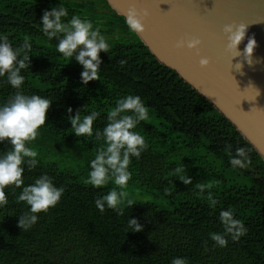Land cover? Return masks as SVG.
Returning a JSON list of instances; mask_svg holds the SVG:
<instances>
[{
    "label": "trees",
    "instance_id": "1",
    "mask_svg": "<svg viewBox=\"0 0 264 264\" xmlns=\"http://www.w3.org/2000/svg\"><path fill=\"white\" fill-rule=\"evenodd\" d=\"M59 6L68 10L63 20L72 15L91 20L111 45L108 53H99V79L83 84V66L57 52L56 38L43 35L41 17ZM0 34L21 49L18 59L29 38L22 90L51 101L39 135L27 144L39 153L38 164L31 170L24 166L21 187H5L0 264H171L176 257L188 264H264V159L208 100L157 61L106 0H0ZM14 92L0 77V103ZM128 94L142 98L150 118L137 128L148 147L139 159L132 158L127 187L151 193L164 205L132 201L120 212L105 207L101 213L95 199L117 186L95 188L84 181L103 141L76 137L69 117L96 111L93 129L102 130L107 112ZM240 147L251 162L234 169L228 151L235 155ZM10 148L7 138L0 143V152ZM179 163L189 184L172 174ZM42 174L64 193L24 230L19 221L30 209L18 197ZM198 184L212 187L201 193ZM224 209H231L247 232L237 241L229 237L221 248L210 234L223 232L219 213ZM128 219H136L141 231H131Z\"/></svg>",
    "mask_w": 264,
    "mask_h": 264
},
{
    "label": "clouds",
    "instance_id": "2",
    "mask_svg": "<svg viewBox=\"0 0 264 264\" xmlns=\"http://www.w3.org/2000/svg\"><path fill=\"white\" fill-rule=\"evenodd\" d=\"M68 16V10L59 6L51 11H45L41 17V31L49 41L56 38V50L65 58H74L83 66L80 73L81 82L87 84L89 81L99 79V69L102 63L99 53H108L111 45L107 38L101 34V29L94 26L91 20L72 15L67 21L62 18ZM127 27L133 32L143 31L144 25L135 10H130L126 20ZM247 25L226 24L223 31L227 34L229 50L233 51L234 57H243L242 60L252 63V54L256 47L254 37H248L247 43L241 52L238 45L244 40ZM0 77H6V83L15 89L6 101L0 103V143L7 138L11 145L10 150L0 152V208L7 205L8 200L5 194V187H21L24 184L23 173L25 165L29 170L38 164L39 153L28 147L29 142L35 141L39 135V129L45 124L47 111L51 101L38 94H25L22 85L25 81L21 75V69L27 68L28 50L31 45L26 36L23 40V57H17L21 49H14L6 35L0 34ZM200 44L199 39H190L186 42H178V47L186 46L189 49L196 48ZM121 65L126 61L121 60ZM209 63L207 58H201L199 64L206 66ZM235 69L239 71L243 65L238 60ZM258 91V90H257ZM259 94V92H258ZM69 112L72 110L69 108ZM99 113L92 111L81 118L79 111L76 115L69 117L70 125L76 137H92L103 141L97 149L93 159L88 162L89 172L84 183L95 188L108 185L110 182L117 187L112 188L107 194L98 196L94 203L96 208L103 213L105 207L122 211L120 205L125 201L128 193L125 189L132 173L129 165L132 158L139 159L141 154L148 147L145 137L137 131L142 121L148 120L149 108L139 95L128 94L115 103L106 116V123L103 129H96L94 132L93 122ZM231 149V145H228ZM230 156V164L235 168L244 169L251 162L245 148L236 149L235 155ZM173 175L189 184L190 178L185 175L184 166L178 164L173 170ZM196 187L201 190L211 188L210 184H198ZM64 193L63 187L53 184L47 174H42L35 179L34 183L24 186L18 199L26 202L29 206V213L21 216L19 224L24 230L32 227L37 221V213L47 212L49 208L55 207ZM209 206L216 205L217 201L208 193ZM127 205H133L132 200H127ZM219 219L223 225L222 233H211L210 238L215 246L226 247L228 238L237 241L244 236L247 228L241 220L234 217L231 209L221 210ZM128 226L133 232L141 231V225L136 219H128ZM171 264H188L186 258H173Z\"/></svg>",
    "mask_w": 264,
    "mask_h": 264
},
{
    "label": "water",
    "instance_id": "3",
    "mask_svg": "<svg viewBox=\"0 0 264 264\" xmlns=\"http://www.w3.org/2000/svg\"><path fill=\"white\" fill-rule=\"evenodd\" d=\"M125 20L135 10L144 29L135 32L159 63L175 71L208 100L264 159V0H106ZM246 24L256 47L252 63L227 47L226 24ZM199 39L193 49L178 42ZM209 63L201 66L199 60ZM243 67L237 71L235 63ZM258 90V91H257ZM259 92V94H258Z\"/></svg>",
    "mask_w": 264,
    "mask_h": 264
},
{
    "label": "rangeland",
    "instance_id": "4",
    "mask_svg": "<svg viewBox=\"0 0 264 264\" xmlns=\"http://www.w3.org/2000/svg\"><path fill=\"white\" fill-rule=\"evenodd\" d=\"M125 191L128 193V196L125 198V201L120 205L121 207L127 203V200H132L134 202H144V203H152L157 206H163L164 201L155 198V196L151 193H139L134 191L130 187H127Z\"/></svg>",
    "mask_w": 264,
    "mask_h": 264
}]
</instances>
